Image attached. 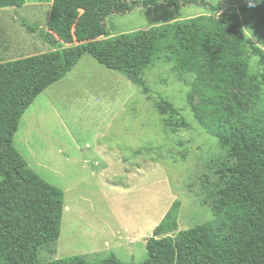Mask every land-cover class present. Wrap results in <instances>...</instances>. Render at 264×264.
Returning <instances> with one entry per match:
<instances>
[{"label":"rangeland","instance_id":"rangeland-1","mask_svg":"<svg viewBox=\"0 0 264 264\" xmlns=\"http://www.w3.org/2000/svg\"><path fill=\"white\" fill-rule=\"evenodd\" d=\"M117 1L132 9L112 11L103 19L108 38L210 15L203 5L183 0H178V11L162 2ZM205 1L239 13L245 57L250 71L259 74V58L250 47L264 50V1L248 6L246 0ZM50 6L49 0H0V62L54 50L40 36ZM141 77L147 90L83 54L21 116L13 146L33 171L63 193L59 236L38 250L40 261L84 256L98 262L114 254L122 262L141 264L147 258L146 239L175 201L173 230L162 236L222 221L213 204L225 177L219 172L225 151L195 120L192 108L201 96L194 92V74L156 60ZM259 86L243 94L248 113L264 110V83ZM160 100L170 102L177 114L162 112Z\"/></svg>","mask_w":264,"mask_h":264},{"label":"trees","instance_id":"trees-1","mask_svg":"<svg viewBox=\"0 0 264 264\" xmlns=\"http://www.w3.org/2000/svg\"><path fill=\"white\" fill-rule=\"evenodd\" d=\"M49 1L46 31L40 36L54 50L0 62V264H132L114 254L98 262L84 256L48 262L37 257L41 247L59 236L63 193L27 165L13 137L35 98L68 74L83 54L144 90L141 75L156 60L192 72L194 92L201 96L192 108L195 120L225 151L219 169L225 177L213 204L214 215L222 221L162 236L173 230L179 204L175 201L154 228V237L146 239L147 258L141 264H264V110L248 113L243 96L264 83V50L250 47L261 66L254 74L245 57L247 40L239 13L234 8L221 11L205 0H183L182 4L203 5L210 15L108 38L103 19L131 7L117 0ZM161 2L176 11L180 8L178 0L140 4ZM253 2L246 0V5ZM158 106L162 112H178L164 100Z\"/></svg>","mask_w":264,"mask_h":264},{"label":"clouds","instance_id":"clouds-1","mask_svg":"<svg viewBox=\"0 0 264 264\" xmlns=\"http://www.w3.org/2000/svg\"><path fill=\"white\" fill-rule=\"evenodd\" d=\"M260 2H261V0H256V3H260ZM245 30H247L250 33V35L247 37V39H251L252 38L251 31L249 29H247V28H245Z\"/></svg>","mask_w":264,"mask_h":264},{"label":"water","instance_id":"water-1","mask_svg":"<svg viewBox=\"0 0 264 264\" xmlns=\"http://www.w3.org/2000/svg\"><path fill=\"white\" fill-rule=\"evenodd\" d=\"M152 237H154V234L152 235Z\"/></svg>","mask_w":264,"mask_h":264}]
</instances>
